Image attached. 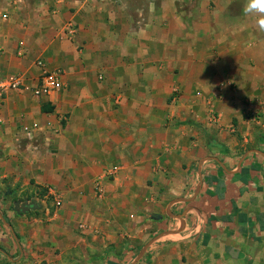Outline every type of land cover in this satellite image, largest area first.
Instances as JSON below:
<instances>
[{"label":"crops","instance_id":"crops-1","mask_svg":"<svg viewBox=\"0 0 264 264\" xmlns=\"http://www.w3.org/2000/svg\"><path fill=\"white\" fill-rule=\"evenodd\" d=\"M244 4L0 0V82L22 81L0 96V264H264V32ZM38 61L59 92L32 94Z\"/></svg>","mask_w":264,"mask_h":264},{"label":"built area","instance_id":"built-area-1","mask_svg":"<svg viewBox=\"0 0 264 264\" xmlns=\"http://www.w3.org/2000/svg\"><path fill=\"white\" fill-rule=\"evenodd\" d=\"M37 65L43 69L37 84L31 89L35 97H47L53 93L59 92L62 89V72L60 70L46 69L42 61H38ZM21 79L19 77H12L0 82V96L10 90L21 88ZM40 128L37 124L25 128V133L29 138ZM59 201L57 206H59Z\"/></svg>","mask_w":264,"mask_h":264},{"label":"clouds","instance_id":"clouds-1","mask_svg":"<svg viewBox=\"0 0 264 264\" xmlns=\"http://www.w3.org/2000/svg\"><path fill=\"white\" fill-rule=\"evenodd\" d=\"M242 11L246 16L254 18L258 31L264 32V0H245Z\"/></svg>","mask_w":264,"mask_h":264},{"label":"water","instance_id":"water-1","mask_svg":"<svg viewBox=\"0 0 264 264\" xmlns=\"http://www.w3.org/2000/svg\"><path fill=\"white\" fill-rule=\"evenodd\" d=\"M31 208V205L30 204H23L22 206H19V204H15V209L18 211V212H23L25 213L27 210H29ZM146 250V247L140 252L139 254V258L143 255L144 251ZM138 258V259H139Z\"/></svg>","mask_w":264,"mask_h":264}]
</instances>
